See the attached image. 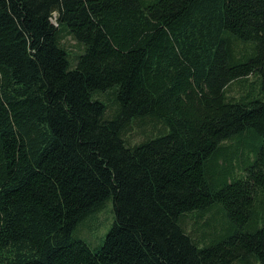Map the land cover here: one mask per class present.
<instances>
[{
	"label": "trees",
	"instance_id": "obj_1",
	"mask_svg": "<svg viewBox=\"0 0 264 264\" xmlns=\"http://www.w3.org/2000/svg\"><path fill=\"white\" fill-rule=\"evenodd\" d=\"M108 200L93 249L74 233ZM253 261L264 0H0V264Z\"/></svg>",
	"mask_w": 264,
	"mask_h": 264
},
{
	"label": "rangeland",
	"instance_id": "obj_2",
	"mask_svg": "<svg viewBox=\"0 0 264 264\" xmlns=\"http://www.w3.org/2000/svg\"><path fill=\"white\" fill-rule=\"evenodd\" d=\"M53 21L56 23V13L54 14ZM63 44L73 55V61L77 62L76 56L82 52V46L70 35L65 36L62 40ZM76 60V61H75ZM73 64V65H75ZM143 138L138 131L133 130L130 132V139L135 142ZM115 221L114 205L112 200H108L106 205L97 211L88 214L77 226L74 235L84 239L91 248L99 247L108 231L111 229ZM194 214H189L185 219V225L187 230L194 228L196 225ZM200 221V220H199ZM203 220H201L202 222ZM219 227V226H218ZM201 228H198V232ZM220 229V228H219ZM205 234L208 237L212 236L213 230L205 229ZM251 264H260L257 261L251 262Z\"/></svg>",
	"mask_w": 264,
	"mask_h": 264
},
{
	"label": "clouds",
	"instance_id": "obj_3",
	"mask_svg": "<svg viewBox=\"0 0 264 264\" xmlns=\"http://www.w3.org/2000/svg\"><path fill=\"white\" fill-rule=\"evenodd\" d=\"M58 14V13H57Z\"/></svg>",
	"mask_w": 264,
	"mask_h": 264
}]
</instances>
